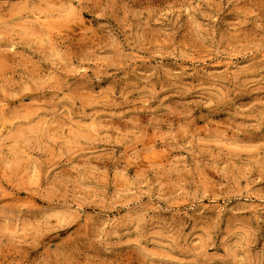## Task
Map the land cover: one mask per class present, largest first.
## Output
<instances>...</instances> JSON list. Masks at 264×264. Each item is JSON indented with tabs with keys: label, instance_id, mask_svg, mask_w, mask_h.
Here are the masks:
<instances>
[{
	"label": "clouds",
	"instance_id": "1",
	"mask_svg": "<svg viewBox=\"0 0 264 264\" xmlns=\"http://www.w3.org/2000/svg\"><path fill=\"white\" fill-rule=\"evenodd\" d=\"M0 264H264V0H0Z\"/></svg>",
	"mask_w": 264,
	"mask_h": 264
}]
</instances>
